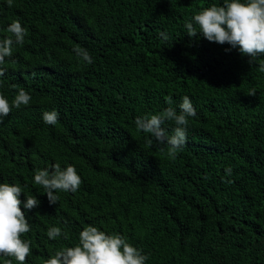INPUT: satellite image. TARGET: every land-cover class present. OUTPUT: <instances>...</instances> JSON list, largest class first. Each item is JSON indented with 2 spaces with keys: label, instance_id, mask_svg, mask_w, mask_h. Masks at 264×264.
Returning a JSON list of instances; mask_svg holds the SVG:
<instances>
[{
  "label": "trees",
  "instance_id": "trees-1",
  "mask_svg": "<svg viewBox=\"0 0 264 264\" xmlns=\"http://www.w3.org/2000/svg\"><path fill=\"white\" fill-rule=\"evenodd\" d=\"M212 4L224 0H0V39L14 20L27 29L0 66V95L32 98L0 123V183L40 201L21 204L25 264L75 246L88 225L125 236L146 264H264V56L250 65L238 48L189 37L185 22ZM185 95L197 115L172 158L135 119ZM53 110L58 122L45 124ZM53 163L75 166L82 183L50 205L33 178ZM53 226L69 238L49 239Z\"/></svg>",
  "mask_w": 264,
  "mask_h": 264
},
{
  "label": "clouds",
  "instance_id": "clouds-1",
  "mask_svg": "<svg viewBox=\"0 0 264 264\" xmlns=\"http://www.w3.org/2000/svg\"><path fill=\"white\" fill-rule=\"evenodd\" d=\"M6 2L9 7L13 4V0ZM184 27L189 37H197L199 33L209 42L221 45L227 43L232 48H238L241 55L249 57L250 65L256 64L258 57L264 56V0H224L223 6L212 4L197 12L191 21L185 22ZM6 31L10 35L0 39V66L5 64V58L12 56L14 45L23 44L27 34V29L18 20L12 21ZM161 36L168 39L164 33ZM73 51L88 64L93 62L86 49L77 45ZM258 71L264 72V60L259 61ZM3 75L4 69L0 67V76ZM249 95L255 96V92ZM31 99L23 88L19 89L11 103L0 95V123L13 108L28 106ZM166 103L169 107L159 114L138 116L135 126L138 132L148 133L160 144H166L170 157L175 158L178 151L186 145L189 118L196 117L197 113L187 95L181 98L178 110L171 106L173 100L170 96ZM58 117L55 110L45 111L42 120L45 124L55 125ZM166 121L174 122L171 134L162 127ZM225 173L230 176L231 167L226 168ZM33 179L35 185L43 187L50 205L57 204L59 196L56 193H75L82 183L75 166L69 164L62 167L60 163L37 169ZM21 193L23 189L19 185L0 183V256L9 258L6 264H12V259L18 264H25L26 258L31 255V241L22 239V236L31 231V226L21 204L23 209L32 210L39 206L40 201L32 195L21 201ZM61 235L64 239L69 238V234L62 232L60 227L47 229L49 239H56ZM78 241L73 247L57 250L44 264H146L148 259L125 236L110 234L92 225L80 231Z\"/></svg>",
  "mask_w": 264,
  "mask_h": 264
}]
</instances>
